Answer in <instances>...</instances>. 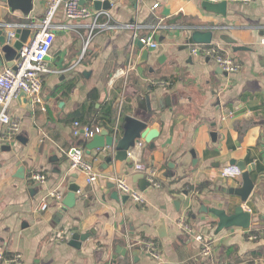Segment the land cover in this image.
<instances>
[{"label": "crops", "instance_id": "1", "mask_svg": "<svg viewBox=\"0 0 264 264\" xmlns=\"http://www.w3.org/2000/svg\"><path fill=\"white\" fill-rule=\"evenodd\" d=\"M51 1L34 0L29 16L0 1V23L33 27L31 39ZM223 1L226 16L207 12L204 0H115L107 11L88 2L83 6L94 17L82 26L59 11L54 24L66 29L57 31L47 61L52 72L44 77L43 105L24 98L11 103L20 132L10 146L0 126V251L21 255V264H264V0ZM195 29L212 31V43L192 42ZM143 37L158 46L141 63ZM225 38L247 50L234 52ZM195 45L220 47L241 70L225 75L213 61L192 56ZM90 96L99 98L97 109L115 97L113 132L100 130L119 136L128 114L147 124L130 163L113 158L107 165L111 149L88 155L82 148L100 175L95 183L69 160L82 140L73 136L74 123L85 125L81 119L94 114L83 109ZM153 129L159 136L151 150L145 138ZM231 161L252 169L254 190L245 203L223 191L243 186L242 173L222 176ZM149 171L160 187L142 191L135 177L148 180ZM38 173L47 175L44 183L34 180ZM114 175L124 176L144 205L112 199ZM72 185L80 193L69 208ZM44 201L48 209L40 212ZM238 206L251 213L250 228L219 232V219L208 210L232 215ZM182 223L210 239L211 259L200 256ZM252 234L259 236L250 240ZM80 235L88 236L75 241ZM146 240L156 244L160 260L144 252Z\"/></svg>", "mask_w": 264, "mask_h": 264}, {"label": "built area", "instance_id": "2", "mask_svg": "<svg viewBox=\"0 0 264 264\" xmlns=\"http://www.w3.org/2000/svg\"><path fill=\"white\" fill-rule=\"evenodd\" d=\"M205 2L218 4L222 0H204ZM242 1L245 3L250 0H232ZM159 5L156 4L153 9H158ZM64 10L65 15L71 21L76 22L77 25L82 26L83 21L94 17L92 11L85 6L81 5V0H52L45 12L35 35L23 45L19 51V58L14 62L13 67H5L0 70V126L6 127L7 131V143L11 145V140L20 132V122L17 119H13L9 115V108L13 101L22 98L25 95L27 99L34 105H43L42 91L44 86V77L49 74L50 71L47 64V59L51 54L52 48L56 40V33L59 30H65V26H58L54 24V21L60 10ZM100 13L95 14L96 19ZM5 26L7 28V42L12 44L15 41V33L17 29H24L21 25L0 23V27ZM127 27L135 28L134 25H128ZM91 32L93 26H90ZM91 36V34H90ZM143 45L150 49H156L157 44L152 42L151 38H140ZM89 41H87L83 53H85ZM190 53L195 57H203L213 61L223 72L227 74H236L241 70L240 64H238L231 56H226L222 53L221 48L216 45L199 46L195 45L190 48ZM100 133V128H92L88 125H82L76 121L74 123L73 136L75 138L84 139L86 141L92 140L96 135ZM142 147L141 144L138 145ZM132 148L128 151V157L132 158ZM69 160L71 168L73 170H80L90 180L95 183L100 179L98 171L94 165L88 162L85 158V151L82 148L74 147L69 154ZM149 182L153 187H160L155 181L154 173L149 171ZM241 175L239 168L235 166L228 167L222 172L224 178L237 177ZM110 177V176H109ZM113 180L117 191L121 195L128 196L132 202L136 205H144V199L141 194L135 191L127 182L124 176L114 175L110 177ZM47 179L46 174L38 173L34 175L36 183H44ZM80 193V192H78ZM50 197L55 198L58 201H62L63 197L60 193H51ZM48 209V202L44 201L40 206V212H44ZM181 226L186 232L193 235L195 241L200 247V256L203 259H211L213 255V244L208 237H205L201 233H195L188 228L184 223ZM257 235H249L250 240H256ZM142 249L148 254L149 257L160 260L161 254L157 249L156 244L151 240H146L142 243ZM22 256L19 254L10 255L7 257L3 251H0V264H21Z\"/></svg>", "mask_w": 264, "mask_h": 264}, {"label": "water", "instance_id": "3", "mask_svg": "<svg viewBox=\"0 0 264 264\" xmlns=\"http://www.w3.org/2000/svg\"><path fill=\"white\" fill-rule=\"evenodd\" d=\"M6 3L10 9L15 11H20L23 15L29 16L33 10L34 0H0ZM111 1L115 0H81V5H85L88 2H92L97 11L101 10H110L112 4ZM202 8L205 9L209 13H214L216 15H227L228 2L223 1L218 4H212L209 2H204L202 4ZM33 31L32 28L25 29H17L15 33V42L10 44L7 42V28L5 26L0 27V69L6 65L7 67H13L14 62L19 58V51L23 47L25 43L28 42ZM214 37V33L212 31L201 32L199 29L192 30L191 39L195 44H211ZM226 43H230L234 45V52H241L247 50L245 47L236 46V42L230 38L221 39ZM189 44V41H187ZM138 49L142 51V62H148L149 59V50L146 48L141 41H138ZM49 60V57L48 59ZM220 70V69H219ZM222 73V71H220ZM227 75V73H225ZM24 99H27L25 95L21 96ZM168 105L171 104V100L167 99ZM147 128V124L143 121L138 120L136 117L132 115H126L123 121L122 129L118 135H112L108 130L101 129L100 133L96 135L91 141H86L84 139L80 140L76 147L85 148L87 150V154L91 155L95 151L102 152L106 151L108 148L111 149L112 153L109 154V157L106 158V164L109 165L113 161V158L116 161L120 162H128L130 163V159L128 158V151L131 148H134L136 144L139 142L141 138V132ZM159 136V132L157 130L149 131L148 135L145 138V142L150 146L151 150H154L155 144L153 141ZM113 153L115 154L113 157ZM231 166H236L242 173L243 176V186L241 188H232V189H224L223 191L229 195H235L241 199L242 203L247 202L252 191L254 190V183L250 178V173L252 169L246 167V165L242 162L231 161ZM135 183H139L141 185V190L145 191L146 189L151 187V184L147 179H145L144 175H138L135 177ZM111 189H114V185H111ZM80 188L77 185H72L70 187L71 196L68 199L69 201L65 202V206L72 207V200L76 193H78ZM112 199L115 201H123L127 202L130 198L128 196H122L118 194V192L114 191L112 195ZM208 212L213 213L218 219V228L217 230L221 232L224 229L230 228H242L249 229L251 226L252 215L248 211L244 209L243 206H238L235 208L232 215H229L225 210L211 208ZM61 216V215H60ZM59 221V219H57ZM161 225H164V221H160ZM162 235L161 232H159ZM88 235H80V237H74L75 241H85ZM123 255L126 256L128 253L127 249H122Z\"/></svg>", "mask_w": 264, "mask_h": 264}, {"label": "trees", "instance_id": "4", "mask_svg": "<svg viewBox=\"0 0 264 264\" xmlns=\"http://www.w3.org/2000/svg\"><path fill=\"white\" fill-rule=\"evenodd\" d=\"M73 86L74 85L72 84V87ZM72 87H70L69 89L71 90ZM98 102H99V98H97L95 96L89 97V101L86 103V105H83V109H89V110L93 111L94 114L90 115L87 119H86V117L84 119L82 118L81 121L85 125L91 126L92 128L106 127V128H110L111 131L113 132L111 127H112L114 120L116 119L115 118L116 112L114 110L115 97L111 101H108V102L100 105L99 109L96 108V104ZM123 111L125 113L124 115H126V113L130 112V107L124 106ZM123 119L124 118H122V122L124 121ZM120 130H121V128H120ZM5 255L8 256L9 254L6 253ZM249 264H252V263L249 262Z\"/></svg>", "mask_w": 264, "mask_h": 264}]
</instances>
